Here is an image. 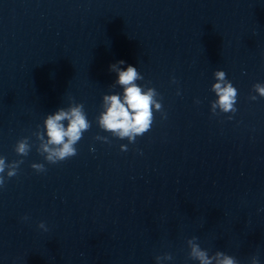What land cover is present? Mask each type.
I'll use <instances>...</instances> for the list:
<instances>
[{"label": "clouds", "instance_id": "9594fccd", "mask_svg": "<svg viewBox=\"0 0 264 264\" xmlns=\"http://www.w3.org/2000/svg\"><path fill=\"white\" fill-rule=\"evenodd\" d=\"M124 64L125 61L120 60L109 66L110 70L116 73L115 85L120 86L123 92L103 96V111L97 117V123L100 129L110 133L113 137L135 143L137 137L150 131L155 119L154 112H160L162 117L166 114L163 111L160 94L156 89L138 84L137 81L143 80L144 77L132 65H127L126 68L121 67ZM213 75L215 83L211 85V91L215 93L216 99L211 102L212 114H234L237 111V88L227 79L225 71L217 70ZM175 82L173 78V83ZM253 91L260 97H264V84H254ZM256 98L255 95L250 96L251 100ZM231 118V116L228 117V119ZM90 128L91 122L84 111V105L73 101L67 108H58L54 113L48 114L43 121L42 130L39 125L37 126L38 130L33 133L39 141L37 151L49 164H57L70 159L77 155L76 145L82 139L84 132ZM95 139L105 143L109 142L107 137L99 135ZM31 147L29 137H25L17 141L14 150L23 157L29 154ZM120 147L122 151L127 150L126 145L122 144ZM22 163L23 160L6 163V158L0 157V188L4 187L6 177L12 178L17 175ZM31 167L38 173L46 171L43 163H33ZM23 219L27 220L28 217L25 216ZM38 227L44 231L48 230L44 222H40ZM187 245L190 249L188 258L198 261L199 264H213V261L215 264H238L235 257L221 251L209 255L208 250L201 248L196 237L188 239ZM155 259L157 264H163V261L172 260L173 257L170 253H165L157 255ZM250 262L259 264V259L257 256H252Z\"/></svg>", "mask_w": 264, "mask_h": 264}, {"label": "water", "instance_id": "95a60500", "mask_svg": "<svg viewBox=\"0 0 264 264\" xmlns=\"http://www.w3.org/2000/svg\"><path fill=\"white\" fill-rule=\"evenodd\" d=\"M18 0H0V50L4 43Z\"/></svg>", "mask_w": 264, "mask_h": 264}]
</instances>
